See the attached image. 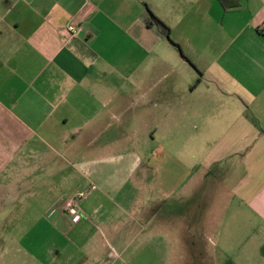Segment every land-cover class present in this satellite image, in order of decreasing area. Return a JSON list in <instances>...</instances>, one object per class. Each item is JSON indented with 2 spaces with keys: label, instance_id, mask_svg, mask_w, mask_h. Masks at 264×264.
Masks as SVG:
<instances>
[{
  "label": "crops",
  "instance_id": "crops-1",
  "mask_svg": "<svg viewBox=\"0 0 264 264\" xmlns=\"http://www.w3.org/2000/svg\"><path fill=\"white\" fill-rule=\"evenodd\" d=\"M239 2L0 0V264H264V0Z\"/></svg>",
  "mask_w": 264,
  "mask_h": 264
},
{
  "label": "trees",
  "instance_id": "trees-1",
  "mask_svg": "<svg viewBox=\"0 0 264 264\" xmlns=\"http://www.w3.org/2000/svg\"><path fill=\"white\" fill-rule=\"evenodd\" d=\"M218 2L225 10H233L240 7L239 0H218ZM143 21L146 26L153 30L157 35H159L160 37L167 38L173 43L171 39V28L162 19H160L152 10H146V12L143 14ZM175 46H177L178 49L181 50L178 45L175 44Z\"/></svg>",
  "mask_w": 264,
  "mask_h": 264
},
{
  "label": "built area",
  "instance_id": "built-area-1",
  "mask_svg": "<svg viewBox=\"0 0 264 264\" xmlns=\"http://www.w3.org/2000/svg\"><path fill=\"white\" fill-rule=\"evenodd\" d=\"M68 30L71 33V35L76 36V35H78V33L81 30V25L74 22V23L69 25ZM85 195H86V193L81 192V193L69 198L64 203V205L62 206V209L68 210L72 214H75L78 216V213H79L78 203Z\"/></svg>",
  "mask_w": 264,
  "mask_h": 264
},
{
  "label": "rangeland",
  "instance_id": "rangeland-1",
  "mask_svg": "<svg viewBox=\"0 0 264 264\" xmlns=\"http://www.w3.org/2000/svg\"><path fill=\"white\" fill-rule=\"evenodd\" d=\"M135 251L136 254H138L139 256L142 255L143 249L142 248H134L133 249ZM185 252V251H184Z\"/></svg>",
  "mask_w": 264,
  "mask_h": 264
}]
</instances>
